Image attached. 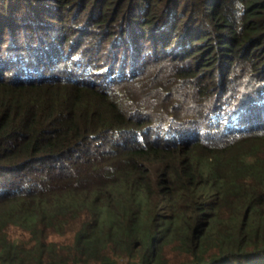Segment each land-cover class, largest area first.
Wrapping results in <instances>:
<instances>
[{
  "label": "trees",
  "instance_id": "trees-1",
  "mask_svg": "<svg viewBox=\"0 0 264 264\" xmlns=\"http://www.w3.org/2000/svg\"><path fill=\"white\" fill-rule=\"evenodd\" d=\"M12 1L0 264H264V0Z\"/></svg>",
  "mask_w": 264,
  "mask_h": 264
},
{
  "label": "rangeland",
  "instance_id": "rangeland-1",
  "mask_svg": "<svg viewBox=\"0 0 264 264\" xmlns=\"http://www.w3.org/2000/svg\"><path fill=\"white\" fill-rule=\"evenodd\" d=\"M15 1H17V0H14V2H15ZM14 2L12 1V3H14ZM23 9H25V8H23ZM22 12H24V11L22 10L20 13H22ZM27 15H28V14H27ZM71 16H72V15L69 16L70 19H71ZM11 17H14V16H11ZM30 17H32V14L30 15ZM80 17H82V16H80ZM82 18L85 19L86 16H83ZM82 18H79V20H81ZM2 19L5 20V21H7L6 18H4L3 16L0 15V20H2ZM40 20H41V19H39V20H38V23H36V24H39V25H35V26L32 28V31L37 30V28H38L37 26H42V27H44V24H42V23L40 22ZM29 24H32V23H29ZM26 26H29V25H26ZM59 26H60V25H59ZM121 26H122V25L118 24L117 28H120V29H121V28L123 27V26H122V27H121ZM126 27H128V26L126 25ZM126 27H125V28H126ZM23 28H24V27H23ZM27 28H28V27H27ZM125 28H124V29H125ZM23 30H24V29H23ZM28 32H29V31H28ZM21 33H22V32H21ZM109 36L111 37L112 34H110ZM110 37H109V38H110ZM86 40H89V39H86ZM86 40H83V43H85ZM106 43H107L108 45H111V43H114V42H112L111 39H108ZM92 44L94 45L95 43H89V45H92ZM114 44H116V43H114ZM7 45H8V43L6 44V46H7ZM68 46H69V45H67V47H68ZM107 50H108V47L105 48V49H103V50H102V53L107 55ZM256 115H258V117H260V118H259V119H260V122L264 120V113H263V112H259V113H257ZM253 119H254V118H253ZM253 119H252V120H253ZM260 124H261V123H260ZM14 231H15V233H19V231H17V230H14Z\"/></svg>",
  "mask_w": 264,
  "mask_h": 264
}]
</instances>
